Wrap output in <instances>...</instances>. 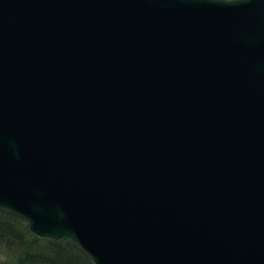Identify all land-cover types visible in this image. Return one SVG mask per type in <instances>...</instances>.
Masks as SVG:
<instances>
[{"label":"water","instance_id":"obj_1","mask_svg":"<svg viewBox=\"0 0 264 264\" xmlns=\"http://www.w3.org/2000/svg\"><path fill=\"white\" fill-rule=\"evenodd\" d=\"M0 208L93 264H264V0H0Z\"/></svg>","mask_w":264,"mask_h":264},{"label":"trees","instance_id":"obj_2","mask_svg":"<svg viewBox=\"0 0 264 264\" xmlns=\"http://www.w3.org/2000/svg\"><path fill=\"white\" fill-rule=\"evenodd\" d=\"M0 264H93L71 240L40 238L17 215L0 208Z\"/></svg>","mask_w":264,"mask_h":264}]
</instances>
